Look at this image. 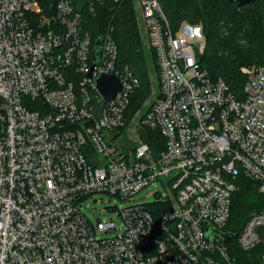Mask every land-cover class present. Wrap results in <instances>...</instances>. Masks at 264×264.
I'll list each match as a JSON object with an SVG mask.
<instances>
[{"label":"built area","instance_id":"2783aa9c","mask_svg":"<svg viewBox=\"0 0 264 264\" xmlns=\"http://www.w3.org/2000/svg\"><path fill=\"white\" fill-rule=\"evenodd\" d=\"M138 5L160 90L127 122L139 81L118 66L111 35L92 70L96 45L70 0L49 16L40 0H0V264H264V209L235 238L222 235L240 176L264 196V65L243 69L237 100L201 67L200 26L174 32L159 0ZM102 75L122 85L110 102ZM137 126L161 132L158 156ZM157 182L171 190L165 201L113 207L97 225L82 211L92 195L129 201Z\"/></svg>","mask_w":264,"mask_h":264},{"label":"trees","instance_id":"16d2710c","mask_svg":"<svg viewBox=\"0 0 264 264\" xmlns=\"http://www.w3.org/2000/svg\"><path fill=\"white\" fill-rule=\"evenodd\" d=\"M61 0H40L43 14L52 15ZM82 14V30L89 33L96 45L108 36L118 46V66L128 67L139 86L131 97L126 111L127 122L138 112L144 115L150 107L146 101L153 93L149 65L154 63L160 90V68L156 51L149 57L139 35L135 0H70ZM174 32L184 23L200 26L206 49L201 67L213 79H222L237 100H244L247 76L245 66L264 65V0L242 6L229 0H159ZM144 142L150 145L155 156L165 148V140L158 129L143 128ZM237 191L232 198L230 220L226 233L238 235L249 219L264 209V196L259 184L242 175L237 181ZM259 247L249 251L252 255ZM238 251V247L236 248ZM240 255V252L238 253ZM241 260V259H240Z\"/></svg>","mask_w":264,"mask_h":264},{"label":"rangeland","instance_id":"374dc122","mask_svg":"<svg viewBox=\"0 0 264 264\" xmlns=\"http://www.w3.org/2000/svg\"><path fill=\"white\" fill-rule=\"evenodd\" d=\"M135 7H136L139 35L141 37V41L149 57H151L152 53L150 54V51H152V48L149 45V37L142 21V15H141L140 7L138 5V0H135ZM185 26L192 27V25L185 23L182 26V31ZM185 36L188 40H192L194 38V36H188L187 34H185ZM245 67L242 68V71ZM149 70L151 75V81L153 83V93L151 98H149L145 103V106L147 107H151L152 104H154L159 94L158 75L155 72V66L152 61L149 65ZM142 130H143L142 127L137 126L138 135L142 133ZM160 194H163L162 200L165 201L168 198V196L171 195V190L167 186L163 185L161 182H157L144 188L129 201H120L117 197H113L105 193H99L85 199L81 205L82 206L81 208L82 211L85 213V215L92 222V224L97 225L99 221L107 220L109 217H113V213L110 212V209L113 207L124 208L127 206H136V205H153L156 199L160 196ZM262 233L264 235V230L262 231ZM100 236L111 237L114 236V234L113 233L102 234ZM227 246L230 249L231 253L238 254V251L236 249L238 247V243L236 240H231L230 242L227 243Z\"/></svg>","mask_w":264,"mask_h":264},{"label":"water","instance_id":"95a60500","mask_svg":"<svg viewBox=\"0 0 264 264\" xmlns=\"http://www.w3.org/2000/svg\"><path fill=\"white\" fill-rule=\"evenodd\" d=\"M255 1L256 0H229L230 3L236 4L237 10H239V8L242 6L248 5L250 3H254ZM101 41L102 39H98L96 42V47L93 52L94 59H93V64H92V70L101 60V53H102V48L100 46ZM91 72L89 73L90 77L92 75ZM96 84H97L100 94L103 96V98L107 102L112 101L117 95V93L122 90V85L119 79L114 75H102L96 79ZM94 112L97 118H101L102 107L98 103L96 104ZM209 232L211 236L215 233V231L211 229L209 230ZM222 235L226 241L232 238H235L237 236V235H232L229 233H223Z\"/></svg>","mask_w":264,"mask_h":264}]
</instances>
